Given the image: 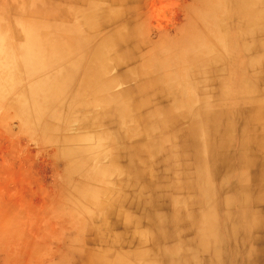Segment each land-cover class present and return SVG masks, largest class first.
Wrapping results in <instances>:
<instances>
[{"label":"rangeland","instance_id":"374dc122","mask_svg":"<svg viewBox=\"0 0 264 264\" xmlns=\"http://www.w3.org/2000/svg\"><path fill=\"white\" fill-rule=\"evenodd\" d=\"M91 1L0 0V40L8 36V31L22 29L23 20L28 23L31 20L28 16L35 10L45 12L43 17L50 24L56 20H59L56 23L62 24L67 17L74 19V22L78 21V24L73 22L71 26L63 25L70 31L67 35L73 39L76 34L71 30L75 26L86 35L81 42L70 44L71 49L63 59V64L75 72L70 85L72 89L69 87L68 95L58 97L49 109L57 112L62 111L61 107L67 104H74V109L69 112L70 118L75 122L71 126L75 129L72 136H88L95 145L85 154L71 156L70 159H89L92 163H97L100 158L110 161L111 166L122 172L113 177V181L117 182L114 190L131 197L141 187L138 195H143L147 200V197L156 194L153 183L156 182V170L160 169L156 166V121L162 122L169 118L171 122L162 125L159 130L163 133L172 128V133L177 134L176 140L166 141L164 146L177 144L174 154L184 155L185 163L189 161L188 153L195 156L187 147L190 141L184 138L190 132L188 128L192 124L177 117L178 113L169 108L172 103L169 86L163 84L160 95L156 96V71L146 68L138 70L143 63L151 65L152 61L156 62L154 54L157 47L161 57H166L184 39L182 56L176 60V72L178 75L179 72L186 75L191 98L195 102L194 107L191 104L192 110L195 108L194 110L204 113L207 111L204 106L209 107V117L218 121L209 132L217 127L218 131H215L218 137L221 142L225 141V155L217 149L214 156H209L212 163L207 166L208 183L214 184L212 180L217 178V183L221 181L222 186L219 184L217 188L211 189V193L215 192L217 197L216 203H211L207 222L210 229L215 226L212 229H217V236L210 235L206 237V241L209 244L215 241L213 250H217L218 260L215 264H264V41L255 42L252 39L257 34L262 35L264 31V18H259L258 10L264 4L252 6L242 0H209V4L212 1L215 3L210 6L203 4V11L197 0H110L111 3L107 2V5L113 10L111 23L96 26L105 15L99 11L97 0H93L94 3ZM64 3L69 6L86 5L87 8L75 12L71 7L65 9ZM92 13L95 18L92 28L88 30L84 18ZM47 16L50 19L47 20ZM261 35L257 37L260 38ZM89 36H96L97 42L93 43ZM105 37L111 38L103 40ZM140 42L142 45L132 50ZM159 42L162 43L156 47ZM16 43L21 44L22 40L19 39ZM101 43H105L106 53H103L105 56L100 61L97 53L101 51L98 49ZM167 46L172 48L168 49ZM249 54L252 56L248 59ZM91 55L92 58L89 57ZM106 60L115 63L112 71L106 67L104 71L107 79L117 82L112 91L120 96L123 110L128 112L129 119L125 125L120 122L113 107L103 109L100 103L84 107L82 102H75L73 99L80 82L87 79L84 78L89 65H106ZM63 64L61 65L64 66ZM48 72L53 70L49 69ZM37 77L38 75L34 79ZM242 77L252 83L250 93L243 84L237 83L241 82ZM28 82L29 79L25 83ZM210 87L216 89L213 91ZM175 89L178 94L181 93L179 88ZM214 95L218 98V106L210 103ZM84 97L79 95L77 100H85ZM156 99L168 100V105L161 108L163 114L158 120ZM180 99L182 101L178 100L184 105L186 97ZM0 100V264H83L81 251L106 248L104 243L109 244L111 240L108 239L117 232L116 228L121 229L119 221L111 215L107 216L105 210L100 213L95 207L77 201L79 203L76 205L86 208L89 214L80 215L84 220H80V230H75L79 227L78 220L74 221L69 217L67 208L70 205L66 206L63 202L65 198H73L74 195L70 193L71 183L82 173L71 175L67 170L66 160L59 158L53 146L40 144L38 138L26 136L19 119L5 107V99L1 95ZM237 103L241 108L236 107ZM180 111L184 113V109ZM235 115L246 117L235 142L236 152L232 154V118ZM82 119L85 121H80ZM160 125L161 123L157 127ZM77 129L81 131H76ZM217 155L221 157H216ZM220 160H223L221 165ZM181 167L178 160L177 179H181L185 172L187 178H190L193 167ZM234 172L236 175H233ZM67 174L71 176L69 181H66ZM229 186H234V193L230 197L227 194ZM112 207L114 212L118 209L131 212L136 206L133 209L132 205L122 203ZM203 208L205 209V205ZM109 209L106 212H110ZM102 214L103 217L100 216ZM114 238L117 239L118 236ZM194 238L197 240V237ZM210 253L212 258V251Z\"/></svg>","mask_w":264,"mask_h":264},{"label":"bare ground","instance_id":"6f19581e","mask_svg":"<svg viewBox=\"0 0 264 264\" xmlns=\"http://www.w3.org/2000/svg\"><path fill=\"white\" fill-rule=\"evenodd\" d=\"M197 1H198V5H200V7H202V9H203V4L205 6H210L211 4L215 3L212 1L209 4V0H204V1L203 0H197ZM242 2H244L248 5H252V6H256L258 4H264V0H242ZM32 4H35V3H32ZM224 4H223V6H224ZM91 6H93V5H91ZM222 8H224V7H222ZM202 9L200 10L201 12H202ZM213 10H214V7H213ZM203 11H204V9H203ZM33 12L34 13L32 15L28 16L31 18V20L30 19L28 20V23H26V21L23 20V26H25V27L22 26V29L10 31V32L8 31V33H7L8 36H6L5 39L0 40V95H1L2 99H5V103H4L5 107L12 112V114L15 118L19 119V121L21 123L22 132L26 136L38 138L40 141V144H44V145L49 144V145L53 146V148L58 153L59 158H61L62 160H66L67 170H69L71 175H72V173L75 174L76 172L82 173V175L79 174L80 176L76 177L77 179L73 183H71L72 185L70 186L71 187L70 193H71V195H74V196H72L73 198L71 197L72 198L71 200L65 198L64 202H63L64 205H66V206H67V204L70 205L67 208V214L69 215V217L73 218L74 221H75V219L78 220L79 227H76L75 230L79 231L81 228V224H80L81 221L80 220H84V219H81L80 215L81 216L83 214L85 215L88 212H87L86 208L79 207V205H76L79 203L77 201H82L84 203H87L88 205L95 207L96 210L100 213H102L104 210H108L113 205H116L117 202H119V205H121L122 201L125 199V197H124V195L119 193L121 191L118 192V191L114 190L115 187H117L116 186L117 182L115 183V181H113V177L118 176L122 172H120L117 168L111 166L110 161L104 160V158H100L97 163L96 162L92 163L89 159L77 160L74 158L75 160H73V161L70 159L71 156L73 157V156L77 155L79 157V156L85 154L87 151L91 150L95 145H93L91 143V141L89 140L90 137H88V136H85V135H83V136H72V132H74L75 129H73V127H71V126H73L75 124V122L70 118L69 112L72 109H74V107H73L74 104L73 105L67 104L64 107L60 106L62 108V111L51 112V110L49 111V109L52 105H54V103L58 97H63V96L68 95L69 87L71 85L72 80L74 79L75 72L73 70H71L70 68H68L67 65L63 64V59L67 55L68 51L71 49L70 44H73L74 42H78V41L81 42L80 40H82L83 38H86V37H84L86 35L83 34L82 32H80L75 26L73 28L74 30L73 29L71 30V31H73V33L76 34L75 38L73 39V37H70L67 35L70 31L67 28H64V26H63L64 24L56 23L59 20L53 21V23L50 24V23L46 22L45 18L43 17L46 14L45 12H41L40 10H35ZM209 13H211V12H209ZM226 13H227V11H226ZM97 16H100V15H97ZM213 16L214 15H212V17ZM92 17H93V19H92ZM255 17H258V16L256 15ZM56 18L59 19L58 17H56ZM94 18H95V14H93V13L87 15L84 18L85 22L87 23L88 30H90L92 28ZM48 19H50V18L47 16V20ZM197 19H198V17H197ZM204 20L205 19H203V21ZM74 23L78 24V21L75 20ZM206 24H208V23H206ZM16 25H20V24L16 23ZM214 25L216 26V24H214ZM189 30H191L190 27H189ZM194 31H195V29H194ZM199 35H201V34H199ZM190 36H192V35H190ZM192 37L194 38V36H192ZM199 37H198V39L201 40ZM232 37H233V35H232ZM182 38H184V37H182ZM19 39L22 40L21 44L16 43V41H18ZM185 39H189V38L185 37ZM202 39L206 41V39H204V38H202ZM229 39H231V38H229ZM189 40L193 41L191 39H189ZM182 41L179 43V47L177 46L175 51H173V53H175L176 56H175V58L172 57L173 58V59H171L172 61H176L177 59H179L181 57ZM140 45H142L141 42L138 44H135L132 47V50H135V48L139 47ZM104 46H105V43H101L100 46H98V49L101 50L97 53V55H98L97 57L100 59V61L102 60L101 57L104 58V56H105V55H103V53H106V52H104V48H105ZM198 46H200V45H198ZM167 48L170 49L172 47L167 46ZM196 48L198 49L199 47H197V45H196ZM185 49H186V47H185ZM190 49L192 50V48H190ZM207 49H208V47H207ZM213 49H215V48H213ZM89 57L92 58L93 56L91 55ZM97 57L96 58L94 57V58L97 59ZM227 60H228V58H227ZM104 62L106 63V65H101V64L99 65L97 63H95V64L93 63L94 65L91 63L92 65L91 64H90L91 66L89 65V68L86 69V74H85V78H84V79L87 78L88 80L87 79L84 80L83 83L80 82V85L76 89V93H74L73 99L75 100V102H82L81 105H84V107H88L91 105L94 106L96 103L102 104L101 108H103V109H107L108 107H113L115 109V111L118 113L120 122L123 125H125L124 123L128 122L127 119H129L128 112L127 111L125 112L123 110V103H122V99L120 98V96L118 94H116V92L112 91L113 86L116 85L117 82L115 83L113 79L112 80L107 79V76L105 75V71H104V67H106L109 71H112L114 66H115V63H114V61H107V60ZM61 64H63L64 66H62ZM155 64H156L155 61L151 62V65H149L151 70H154L153 66H155ZM181 64H184V63H181ZM143 65L144 66H141L138 68L139 71H143V69H144L143 67H145V64H143ZM168 67H169V65H168ZM233 68H235V67H233ZM49 69H52L53 72L49 73L48 72ZM176 69H178V68L176 67ZM84 70L85 69H83V71ZM177 72H176V88H179L181 93L177 94V92L175 90V94H174L175 98H178L180 101H182L180 99V97L182 99L184 97H186V100L184 99L185 101L183 100V103L185 105H189V106L191 104L193 105L194 101L191 98V91H190V87H189L187 80H186V77H185L186 75L184 76V74L182 75V74H180V72L178 75ZM36 75H38V77L34 79V77ZM234 76H235V74H234ZM82 78H83V76H82ZM28 79L30 82L25 83L26 81H28ZM237 83L243 84V87L245 88V90L248 93H250L251 84H252L250 81H248L247 79H244V77H242L241 82L238 81ZM79 95H84L86 97V98L84 97L85 100H77ZM147 104H148V102H147ZM80 121H85V119H82ZM76 131H81V130L77 129ZM94 137H96V135H94ZM99 145H100V143H99ZM192 147H194V146H192ZM147 151H148V149H147ZM113 154H115V153H113ZM89 156H91V155H89ZM92 157H93V155H92ZM157 158H158V156H157ZM70 177H71L70 174H67L66 181H69L71 179ZM216 184H217V182H216ZM217 186H218V184H217ZM175 187H177V186H175ZM203 194L204 193H202V195ZM179 205H180V203H179ZM77 211H80V213H78ZM242 212H244V210ZM100 216L103 217L104 215L102 214ZM173 216H174V214H173ZM117 218H119V216ZM180 221H178V222H180ZM262 228H264V227H262ZM151 234H153V233H151ZM205 247H207V246H205ZM225 252H226V250H225ZM141 253H142V251H141ZM221 253H223V252H221ZM232 253H233V250H232ZM102 258H103V256H102ZM209 258H211V256ZM252 262H253V260H252ZM230 263H232V262H230ZM170 264H172V263H170Z\"/></svg>","mask_w":264,"mask_h":264},{"label":"crops","instance_id":"0c3cea01","mask_svg":"<svg viewBox=\"0 0 264 264\" xmlns=\"http://www.w3.org/2000/svg\"><path fill=\"white\" fill-rule=\"evenodd\" d=\"M91 2H93V0ZM107 2H110V0L96 1L99 11L105 15L104 19L98 25L96 24V26H105L112 21L113 10L112 7L107 5ZM64 6L65 9L71 7L72 10L75 11H84L87 8L86 5L78 4L69 6L64 3ZM258 10L260 11L259 18H264V7L262 8V6H260L258 7ZM62 22L64 25L71 26L74 19L67 17ZM259 35H261V33L255 35L252 39L255 42L264 41V31L260 38L257 37ZM89 37L93 43L97 42L96 36ZM108 38L111 37H105L103 40H107ZM256 38L259 39L257 40ZM161 43L162 42H159L156 47ZM158 48L159 47L156 48V54H154L156 55L154 56V58L156 57V64L153 66V72L156 71V96L160 95L161 86L163 84L169 86V92H171L170 97L172 98L170 99L172 100V103L169 105V108L174 109V113H178V115H176L177 117L184 120L186 119L187 123L192 124L191 127L188 128L190 132L187 133L184 138L190 141V144L187 147L194 152L195 156H190L191 153H188L189 161L185 163L184 155L181 154L178 156V154H174L177 151V144L173 145L170 143L171 147L164 146L166 141L176 140L175 138L177 134L175 132L172 133V128L169 129L168 132H160L161 130L159 129L162 125L171 122L169 118L164 119L162 122L156 121V166H159L160 168L156 170V182L153 183L156 187V194L153 196L150 195L146 200V197H143V195H138L141 188L138 187L135 195H132L131 197L124 196L125 199L122 201V203L132 205L133 209L136 206L134 211L130 210L131 212H126L124 210L120 211L119 209H116L117 211L114 212L112 209L113 207H110V212H106L105 210L107 216L111 215L119 221L118 226H120L121 229L116 228L117 232L112 238L109 237L108 239L111 240L110 243H104V247L106 248L97 251L82 250L81 252H83L84 257L83 264H215L216 261H218L217 250H213L215 241L211 244L206 241V237L210 235L217 236V229L215 231L212 229L215 226L210 229L207 221L209 219V208H212L211 203H214L217 197L215 192L211 193V189L217 188L220 183L222 186V182L220 181V183H217V186V178H214V180H212L215 182L214 184L210 185L208 183L209 181H207V177L209 174H207V166L212 163L209 156H214L217 149L222 152L223 156L225 155L224 143L221 142V139L215 131H218V128L215 127L209 132L210 128L214 127L213 124H218V121H214L209 117V107L204 106L207 111L201 113V111L198 112L194 110L195 108L192 110L191 105H182V102L180 103L178 98H175L177 64L176 61H172L171 59L175 58L176 54L172 52L169 55H166V57H161L159 51H157ZM251 56L252 55L249 54L248 59L251 58ZM143 64H145V67L143 68L151 70L149 64ZM221 70L223 71L222 68ZM210 89L214 91L216 88L210 87ZM194 103L195 102H193V107L195 106ZM210 103L218 106V98L214 95V98L210 100ZM167 105L168 100L164 99L157 101L156 99V119L163 114L161 108H164ZM236 107L241 108L238 103L236 104ZM180 109H184V113L181 112ZM189 109L191 112H189ZM148 117L149 116H146V118ZM245 117L246 116L240 117L235 115L232 118L234 126V145L232 144V150L230 152L232 154L236 152L235 142L238 138V132H240L244 126L243 121ZM160 123L161 125L157 127ZM241 123L243 124L242 126ZM173 131L177 132L178 129H173ZM157 132L160 133L158 134ZM211 135L213 137H211ZM184 138H182L183 141ZM216 157H220V155H217ZM178 160L182 165L181 169L186 165H191L193 167V174L190 178H187L188 175H185V172L181 175V179H177L178 170L176 165ZM222 162L223 160H220L219 165H221ZM233 175H236V173L234 172ZM230 181L233 180L231 179ZM249 185L253 186L252 184ZM208 188L210 189L209 191ZM202 193L204 194L202 195ZM233 193L234 186H229L227 193L228 197L233 195ZM225 199L226 197H224V203ZM117 204H119V202H117ZM202 205H205V209ZM118 216L119 218H117ZM116 236H118L117 239L114 238ZM194 236L197 237V240ZM198 237H200L199 240ZM211 251L212 258H209L211 256ZM110 252H112L111 255ZM198 256L201 258H198Z\"/></svg>","mask_w":264,"mask_h":264}]
</instances>
